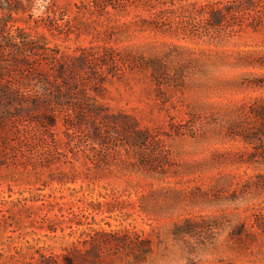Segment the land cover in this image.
I'll list each match as a JSON object with an SVG mask.
<instances>
[{"label":"rangeland","instance_id":"obj_1","mask_svg":"<svg viewBox=\"0 0 264 264\" xmlns=\"http://www.w3.org/2000/svg\"><path fill=\"white\" fill-rule=\"evenodd\" d=\"M207 1L0 0V264H264V17Z\"/></svg>","mask_w":264,"mask_h":264},{"label":"trees","instance_id":"obj_2","mask_svg":"<svg viewBox=\"0 0 264 264\" xmlns=\"http://www.w3.org/2000/svg\"><path fill=\"white\" fill-rule=\"evenodd\" d=\"M241 1H210L203 4H199L198 8L188 10L185 14L184 11H175V8L170 7L168 9L171 18L175 19L176 23H180L182 29H187L195 33H209L213 32L216 34H221L225 31L234 28V24L238 22H232L227 20L234 13V10L243 9L246 10L250 16H255L256 20H251L254 24L260 23L263 20L264 12V0H243ZM252 9L255 13L249 12ZM165 10V9H164ZM176 17V18H175ZM162 21V20H161ZM229 28V29H228ZM228 29V30H226ZM250 115L253 117V123L249 126L242 128L241 123L237 124L235 133L240 135L245 141L252 142L257 140L253 144V150L250 151V157L246 160H256L264 162V102L261 104H252L249 109ZM262 180L257 182V184H264V173L258 175Z\"/></svg>","mask_w":264,"mask_h":264}]
</instances>
